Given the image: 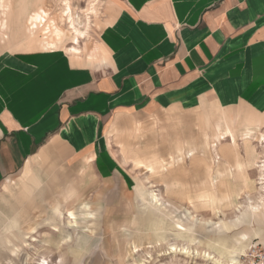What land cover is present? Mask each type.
Instances as JSON below:
<instances>
[{"label":"rangeland","instance_id":"1","mask_svg":"<svg viewBox=\"0 0 264 264\" xmlns=\"http://www.w3.org/2000/svg\"><path fill=\"white\" fill-rule=\"evenodd\" d=\"M33 1L0 0V57L53 52L60 1L45 0L44 21L32 17ZM71 1L84 22L89 0ZM118 3L99 0L82 55L65 52L75 83L109 69L102 32ZM106 126L97 157L51 141L0 183V264H236L262 242L254 215L264 206V113L208 101L118 112Z\"/></svg>","mask_w":264,"mask_h":264},{"label":"crops","instance_id":"2","mask_svg":"<svg viewBox=\"0 0 264 264\" xmlns=\"http://www.w3.org/2000/svg\"><path fill=\"white\" fill-rule=\"evenodd\" d=\"M118 6L102 32L109 69L88 79L73 81L64 52L0 57V183L51 141L97 157L114 113L208 101L264 113V0ZM254 220L264 243V206Z\"/></svg>","mask_w":264,"mask_h":264},{"label":"bare ground","instance_id":"3","mask_svg":"<svg viewBox=\"0 0 264 264\" xmlns=\"http://www.w3.org/2000/svg\"><path fill=\"white\" fill-rule=\"evenodd\" d=\"M59 1L61 4V17L60 18H61L62 23H61V26H58L57 31H56L57 39L49 42V48L53 52L54 51H58V52L60 51L59 53L67 52L70 55H72L73 57H79L82 54V48L80 46V39H85V38L89 39L90 30L92 27L90 15H92L93 17L98 16L99 8L97 6L99 3V0H89L87 8L84 10V13H85L84 16H86V19L84 22L82 21V19H80L79 15L77 14V9L75 8V6H73L71 0H59ZM44 3H46L45 0H34L33 3L31 4L30 7H34V10L37 8L35 13H32L33 14L32 17H34L35 20L44 21L46 16L48 15L49 10L44 8ZM63 22H65V23L67 22L66 24H68V30H65V28L62 26ZM64 26H66V25L64 24ZM65 35H69L72 37L73 45L64 46L61 48L62 44L61 45L59 44V46H58V42L61 43V41ZM58 52H56V53H58ZM203 137H204V135H203ZM259 142L264 143V133L261 134V136L259 138ZM262 145H264V144H262ZM208 151H210V150H208ZM262 155H264V151L262 152ZM261 157H263V156H261ZM256 166L259 168V177H258L257 184L259 185V190L264 192V159L261 158L258 161H256ZM262 201H264V199ZM240 206L241 205H239V204L236 205L237 210L239 211L240 214H242L243 209L241 210ZM254 217H255V215H254ZM183 250L185 253H189V250H187L186 248H183ZM243 253L244 252L240 253L239 256ZM207 256H210V254H207ZM239 256L237 258L236 264H239ZM218 263L222 264L220 261H218Z\"/></svg>","mask_w":264,"mask_h":264},{"label":"built area","instance_id":"4","mask_svg":"<svg viewBox=\"0 0 264 264\" xmlns=\"http://www.w3.org/2000/svg\"><path fill=\"white\" fill-rule=\"evenodd\" d=\"M239 264H264V243L254 241L240 256Z\"/></svg>","mask_w":264,"mask_h":264}]
</instances>
